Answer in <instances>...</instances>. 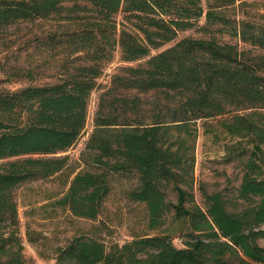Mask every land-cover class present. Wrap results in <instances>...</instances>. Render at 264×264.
<instances>
[{
  "label": "trees",
  "instance_id": "1",
  "mask_svg": "<svg viewBox=\"0 0 264 264\" xmlns=\"http://www.w3.org/2000/svg\"><path fill=\"white\" fill-rule=\"evenodd\" d=\"M234 3L0 0V28L42 23L33 41L56 69L54 82L0 90V264H27L15 189L57 174L69 186L42 206L47 218L63 211L98 224L97 237L82 234L39 253L56 264H264L257 243L264 238V56L215 37L228 34L264 51V25L229 15ZM202 19L205 38L177 40ZM117 48L130 65L116 68L100 92L94 128L73 164L56 154L84 135L92 93ZM26 77L32 80L33 71ZM213 121L226 137L240 139L226 144L228 151L248 157L240 198L259 202L240 214L228 210L220 192L203 189L204 206L195 201L199 124L212 132ZM116 175L137 178L116 211L123 217L135 206L141 214L126 222L131 240L107 244L103 235L124 224H112L106 208ZM26 236L33 245L44 239L30 227Z\"/></svg>",
  "mask_w": 264,
  "mask_h": 264
},
{
  "label": "rangeland",
  "instance_id": "2",
  "mask_svg": "<svg viewBox=\"0 0 264 264\" xmlns=\"http://www.w3.org/2000/svg\"><path fill=\"white\" fill-rule=\"evenodd\" d=\"M203 1L206 3V0ZM226 11L238 19H248L259 25H264V0H235L234 5L226 7ZM118 20L124 21L123 16L119 15ZM204 23L205 20L202 19L195 29L180 33L177 40L186 36L205 38V33L199 30V27L203 26ZM41 24L39 22L21 21L0 28V90L14 91L28 85H45L54 82L49 77L56 70L51 54L47 49L38 47L33 41L34 36L39 33ZM215 37L221 43L238 42L239 49L246 51L253 58L264 56V51L238 41L228 34L216 33ZM175 43L176 41L171 42L163 49ZM135 64L137 65L138 62ZM123 65L130 64L121 62L120 51L117 48L112 63L108 66L104 76L98 80L100 87L92 93L84 135L75 146L66 152L56 154V156L67 155L73 164L79 161L81 152L84 150L94 128V115L99 94L103 88L110 85L112 74L116 68ZM29 71H33L32 80L26 77ZM216 123L213 121L214 129L212 132L205 131L202 122L199 124L193 190L195 201L200 206H204L203 189L208 193L220 192L227 202L228 210L240 214L251 204L259 202V198H255L254 202H246L240 198V186L246 172L248 157L239 158L237 156L239 149L237 148L228 151L226 144L237 145L240 139L226 137ZM216 134H219L218 140L215 137ZM233 154H235L234 157ZM136 179L134 175H116L112 181V191L106 199V208L114 220L112 224L118 225L121 222L124 224L117 228L113 234L103 235L107 244L114 241L122 244L132 239L129 230L125 227L126 222L132 223L134 217L141 214V209L135 206H131L128 210L124 209V212L126 210L130 213L123 217L116 210H119L120 207L123 208L126 204L125 192L136 185ZM68 186L65 174H57L47 179L27 181L15 189L14 193L21 221L20 232L24 242V257L27 264H56L54 259L43 258L39 253L42 251L50 254L57 247L67 245L72 238L82 234L97 237L94 226L98 222L78 219L63 211H59L54 219L47 218L49 211L43 209L42 206L49 202V198L64 193ZM115 212H117V216L113 215ZM28 227L37 234H42L44 239L37 244H31L26 236ZM130 228H134V226L131 225ZM260 229H264V226ZM174 243L179 247L182 246L179 237L174 240ZM257 243L264 247V238H259ZM235 262L242 264L238 260Z\"/></svg>",
  "mask_w": 264,
  "mask_h": 264
}]
</instances>
